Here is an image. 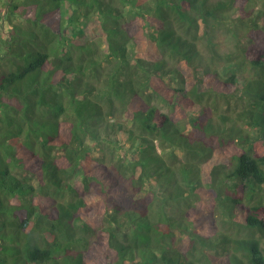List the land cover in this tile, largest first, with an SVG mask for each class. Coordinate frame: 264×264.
I'll return each mask as SVG.
<instances>
[{
	"label": "trees",
	"instance_id": "trees-1",
	"mask_svg": "<svg viewBox=\"0 0 264 264\" xmlns=\"http://www.w3.org/2000/svg\"><path fill=\"white\" fill-rule=\"evenodd\" d=\"M250 1L0 0V264H264V49L216 41Z\"/></svg>",
	"mask_w": 264,
	"mask_h": 264
},
{
	"label": "rangeland",
	"instance_id": "rangeland-1",
	"mask_svg": "<svg viewBox=\"0 0 264 264\" xmlns=\"http://www.w3.org/2000/svg\"><path fill=\"white\" fill-rule=\"evenodd\" d=\"M237 15H241L242 18H244L247 21V25H250L248 28L243 29L239 35L234 36L233 33L229 30H226V27L223 28V30H220L216 36V41L218 42V50L224 54L227 55L228 53H232L234 56L232 57V60L222 61L221 70L225 76H229L231 72L233 71V64H236L238 67H240V72L238 74L241 75L242 78H248L252 76V70L249 66V61L245 58V56H241L243 49L246 48L247 57L251 58L252 55L255 54V50L260 49L261 47L264 49V35L260 32V30H250L252 27L251 24V18H255L259 21V23H264V0H251L250 2L245 4V7H239L237 10ZM248 33V34H246ZM241 37V38H240ZM202 49L206 54H209L205 41L202 44ZM245 55V53H244ZM173 61H177L173 58ZM220 65V63H219ZM155 104H157L162 111L171 113V107L162 101L160 98L156 97L153 101ZM220 108L226 107V103L221 100L219 102ZM206 115H211V112L214 111V108L212 106H206L205 108ZM224 109V108H223ZM217 113V112H216ZM214 112L213 115H216ZM235 141H230L226 145L234 144ZM214 144L219 145V141L217 139H214ZM227 146V147H228ZM262 147V146H261ZM263 148V147H262ZM31 181L38 185V181L36 178L32 177ZM219 219V215H218ZM220 228L227 229L226 227H223V225H220ZM233 236H244L246 234L245 230L239 229L238 227L230 226L229 229H227ZM258 238H260L262 245L264 246V238L260 237L259 234H256Z\"/></svg>",
	"mask_w": 264,
	"mask_h": 264
}]
</instances>
